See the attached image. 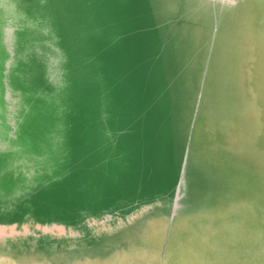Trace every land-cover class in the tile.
Masks as SVG:
<instances>
[{"label":"rangeland","instance_id":"rangeland-1","mask_svg":"<svg viewBox=\"0 0 264 264\" xmlns=\"http://www.w3.org/2000/svg\"><path fill=\"white\" fill-rule=\"evenodd\" d=\"M151 1L0 0V264H264V0Z\"/></svg>","mask_w":264,"mask_h":264},{"label":"bare ground","instance_id":"bare-ground-1","mask_svg":"<svg viewBox=\"0 0 264 264\" xmlns=\"http://www.w3.org/2000/svg\"><path fill=\"white\" fill-rule=\"evenodd\" d=\"M153 1H154V0H153ZM153 1H151V2H153ZM155 1H156V0H155ZM155 1H154V3H156L157 5H159V4H158L159 1H156V2H155ZM181 2H182V1H181ZM208 2H209V1H208ZM213 2H214V1H213ZM216 2H217V0H216ZM154 3H153V5H154ZM156 4H155V5H156ZM178 4H179V2H178ZM181 4H183V3H181ZM236 4H237V3H236ZM155 5H154V7H155ZM208 5H209V4H208ZM209 6H210V5H209ZM212 6H213V5H212ZM236 6H238V5H236ZM177 8H178V7H177ZM179 9H180V8H179ZM231 9H232V8H231ZM158 10H160V9H158ZM158 10H157V11H158ZM180 10H182V8H181ZM210 10H211V9H210ZM213 10H214V9H213ZM232 10H234V9H232ZM157 11H156V12H157ZM160 11H161V10H160ZM207 11H209V10H207ZM211 11H212V10H211ZM229 11H231V10H229ZM164 12H165V10L163 11V13H164ZM176 12H177V11H176ZM213 12H214V11H213ZM216 12H217V11H216ZM216 12H215V13H216ZM163 13L161 12V13H159V14H163ZM167 13H168V12H165V15H167ZM179 13H181V12H179ZM207 13H208V12H207ZM215 13H214V14H215ZM220 13H221V12H220ZM224 13H225V12H224ZM182 14H183V13H182ZM208 14H209V13H208ZM234 14H235V12H234ZM236 14H237V13H236ZM174 15H176V13H174ZM174 15H172V16H174ZM221 15H222V14H221ZM167 16H169V15H167ZM170 16H171V14H170ZM211 16H212V15H211ZM214 16H215V15H214ZM237 16H238V15H237ZM177 17H178V15H177ZM179 17H180V16H179ZM223 18H225V16H223ZM169 19H170V18H169ZM177 19H178V18H177ZM183 20H184V19H183ZM218 20H221V19H218ZM166 21H167V20H166ZM184 21H185V20H184ZM211 22H212V17H211ZM191 23H192V22H191ZM212 23H213V22H212ZM181 24H182V23H181ZM184 24H185V23H183V24L181 25V28L183 27ZM192 25H193V24H192ZM194 25H195V24H194ZM194 25H193V26H194ZM196 25H197V23H196ZM221 25H223V24H221ZM185 26H186V25H185ZM229 26H230V25H229ZM168 27H170V26H168ZM191 27H192V26H191ZM191 27H190V29L193 28V27H192V28H191ZM181 28H179V29H181ZM186 28H187V26H186ZM186 28H185V29H186ZM173 29H174V28H173ZM183 29H184V28H183ZM216 29H217V28H216ZM229 29H230V28H229ZM229 29H228V30H229ZM174 31H175V30H174ZM179 31H180V30H179ZM181 31H182V30H181ZM181 31H180V33H181ZM190 31H191V30H190ZM191 32H192V31H191ZM184 33H185V32H184ZM190 35H192V34H190ZM181 36H182V34H181ZM213 36H214V35H213ZM187 37H189V33H188V36H187ZM187 37H185V38H186V41H187V39H188V41H189L190 37H189V38H187ZM180 38H181V37H180ZM182 38H183V36H182ZM192 38H193V37H192ZM192 38H191V40L193 41ZM178 39H179V38H178ZM184 43H185V42H184ZM189 43H190V42H189ZM192 43H193V42H191V45H192ZM195 43H196V42H195ZM193 46H194V43H193ZM188 48H190V47H188ZM184 49L186 50V52L189 51L188 53L192 52V50H191L192 48L190 49L191 51H190L189 49H186V47H184ZM210 49H211V48H210ZM187 50H188V51H187ZM186 52H185V56H186ZM192 53H193V52H192ZM192 53H191V56H192ZM209 53H210V51H209ZM189 55H190V54H189ZM191 56H188V54H187V57H189L188 59H190ZM185 60H187V59L184 58V60H183V65H184V61H185ZM191 60H192V58L190 59V61H191ZM205 60H206V59H205ZM239 61H240V60H239ZM185 63L187 64L188 62L185 61ZM204 63H205V62H204ZM186 64H185V65H186ZM189 64H192V63H189ZM189 64H188V66H189V68H190V65H189ZM206 64H207V63H206ZM185 68H186V67H185ZM185 68H184V69H185ZM191 69H192V67H191ZM202 70H203V69H202ZM205 70H206V69H205ZM190 71H191V70H190ZM190 71H189V69H188V72H190ZM186 73H187V72H186ZM186 73H185V75H186ZM220 73H221V72H220ZM188 74H189V73H188ZM201 74H202V73H201ZM204 74H205V73H204ZM189 75H191V74H189ZM203 76H204V75H203ZM186 77H187V76H186ZM186 77H185V78H186ZM187 78H188V77H187ZM187 80H189V79L184 80V84H183V85H185V83H186ZM190 80H191V78H190ZM188 82H189V81H188ZM199 84H200V83H199ZM198 87H199V86H198ZM183 88L186 89V88H187V85H186V88H185V87H183ZM200 88H201V87H200ZM239 89H240V87H239ZM239 89H238V90H239ZM184 91H185V90H184ZM238 92H239V91H238ZM213 93H214V92H213ZM182 95L185 96V93L182 94ZM199 95H200V94H199ZM188 97H189V96H188ZM230 97H231V96H230ZM239 97H240V96H239ZM195 99H196V98H195ZM230 100H231V99H230ZM237 100H238V99H237ZM243 100H245V99H243ZM184 101H185V97L183 98L182 104H183ZM242 102H244V101H242ZM246 102H247V101H246ZM182 104H181V105H182ZM193 104H194V102H193ZM197 104H198V103H197ZM186 105H187V102H186ZM186 105H185V108L187 107ZM244 105H245V104H244ZM185 108H183V109L185 110ZM191 108H193V107H191ZM191 108H190V109H191ZM183 109H182V110H183ZM190 109H189V110H190ZM191 111H192V110H191ZM191 111H189V112L191 113ZM195 112H196V111H195ZM211 112L213 113L212 110H211ZM213 114L216 115L215 113H213ZM181 115H183L182 117H183L184 120H185L186 115H185V114H182V113H181ZM220 116H221V115H220ZM182 117H181V118H182ZM186 118H187V117H186ZM193 118H194V117H193ZM216 118H217V117H216ZM218 118H219V116H218ZM189 119H190V118H188V120H189ZM218 120H219V119H218ZM192 121H193V120H192ZM183 122H184V121H183ZM186 122H189V121H186ZM179 124L183 126V124H181V122H180ZM182 126H181V127H182ZM181 127H180V129H181ZM247 127H248V126H247ZM182 128H183V127H182ZM183 130H184V128H183ZM182 132H183V131H182ZM180 133H181V132H180ZM182 135H183V134H182ZM189 136H190V135H189ZM184 137H185V136H184ZM184 137H183V138H184ZM183 140L185 141V139H183ZM188 152H189V150H188ZM190 154H191V153H190ZM194 154H195V153H194ZM194 154H193V155H194ZM196 154H197V153H196ZM197 155H199V154H197ZM228 155H229V154H228ZM189 156H190V155H189ZM194 156H195V155H194ZM192 157H193V156H192ZM192 157H191V158H192ZM203 158H204V157H203ZM230 158L232 159L231 156H230ZM245 158H246V157H245ZM205 159H206V158H205ZM228 159H229V158H228ZM231 159H230V160H231ZM233 160H234V159H233ZM250 160H251V159H250ZM235 161H236V160H235ZM252 161H253V160H252ZM198 162H201V161H198ZM198 162H197V163H198ZM253 162H254V161H253ZM250 163H251V162H250ZM193 164H194V162H193ZM200 164H201V163H199V165H200ZM222 164H223V163H222ZM235 164H236V163H234V165H235ZM195 165H196V163H195ZM199 165H197V167H198ZM200 166L203 167V166H205V165H200ZM206 166H207V165H206ZM221 166H222V165H221ZM213 167H215V166H213ZM249 167H250V166H249ZM249 167H248V168H249ZM226 168H227V167H226ZM226 168H225V169H226ZM246 168H247V167H246ZM217 169H221V170H222V168H219V167H217ZM230 169H231V167H230ZM250 169H251V168H250ZM250 169H249V170H250ZM221 170H220V171H221ZM228 170H229V169H228ZM232 170H233V169H232ZM232 170H230V171H232ZM202 171H203V170H202ZM222 171H224V170H222ZM230 171L226 172V174H227V173H232V172H230ZM238 171H239V169L237 170V172H238ZM250 171H251V170H250ZM253 171H254V170H253ZM204 172H205V171H204ZM224 172H225V171H224ZM233 172H236V171L233 170ZM237 172H236V174H238ZM236 174H235V175H236ZM247 174H249V173H247ZM207 176H208V175H207ZM207 176H206V177H207ZM226 176H227V175H226ZM229 180H230V179H229ZM250 181H251V182H250ZM246 182H248V183H252V180H249V179H248ZM232 187H233V186L231 185V189H232ZM229 192H231V191H229ZM237 192H238V191H237ZM226 194L228 195L229 193H226ZM239 194H240V193H239ZM241 194H242V192H241ZM240 196H241V195H240ZM221 197H223V194H222ZM226 197H227V196H226ZM226 197H225V198H226ZM228 198H229V196H228ZM219 199H222V198H220V196H219ZM223 199H224V198H223ZM223 199H222V201H223ZM226 200H227V198L225 199V201H226ZM244 201H245V199H244ZM218 203H219V202H218ZM221 203H222V202L220 201V205H221ZM227 203H228V202H227ZM236 203H237V202H236ZM223 204H224V203H223ZM244 204H245V202H244ZM246 204H247V203H246ZM246 204H245V205H246ZM248 204H249V203H248ZM214 205H215V204H214ZM226 205H227V204H225V206H226ZM232 205L234 206V205H235V202L232 203ZM221 206H222V205H221ZM247 206H248V205H247ZM254 206H255V205H254ZM236 207H237V206H234V208H236ZM251 207H252V206H251ZM222 208H223V206H222ZM224 208H225V207H224ZM224 208H223V209H224ZM256 208H257V207H256ZM239 209H240V207H239ZM252 209H253V208H252ZM257 209L261 210L259 207H258ZM210 210H211V209H210ZM253 210H254V209H253ZM225 211H226V210H225ZM233 211H234V210H233ZM211 212H212V211H211ZM211 212H208L210 215H207V214H205V215H207V217H209V216L212 215ZM231 212H232V211H231ZM254 212H255V211H254ZM258 212H259V211H258ZM260 212H261V211H260ZM224 213H225V212H224ZM226 213H227V212H226ZM195 214H196V213H195ZM197 214H198V212H197ZM187 215H188V214H187ZM190 215H192V214H190ZM205 215H204V216H205ZM222 215H224V214H222ZM222 215H221V216H222ZM259 215H260V214H259ZM262 215H263V214H262ZM133 216H134V215H133ZM185 216H186V215H185ZM194 216H196V215H194ZM204 216H203V218H204ZM214 216H216V215H214ZM221 216H220V218H221ZM227 216H228V215H227ZM236 216H237V215H236ZM157 217H158V216H157ZM176 217H177V216H176ZM188 217H189V216H188ZM225 217H226V216H225ZM225 217H223V219H224ZM260 217H261V215H260ZM152 218H153V217H152ZM165 218H166V217H165ZM174 218H175V217H174ZM190 218H191V216L188 218V219H189V223H190V222H193V221H190ZM238 218H240V216H239V217L237 216V220H238ZM261 218H262V217H261ZM193 219H194V218H193ZM204 219H205V218H204ZM211 219H212V217H211ZM215 219H217V218H215ZM223 219H222V220H223ZM185 220H187V219H185ZM200 220H201V219H200ZM218 220H219V219H218ZM196 221L199 222V221H198V218H197ZM196 221H195V222H196ZM233 221L236 222L235 219H234ZM252 221H253V220H252ZM86 222H87V221H86ZM101 222H102V221H101ZM173 222H174V221H173ZM184 222H185V221H184ZM186 222H188V221H186ZM195 222H194V224H195ZM213 222H214V220H213ZM219 222H220V220H219ZM225 222H226V220H225ZM227 222H229V221H227ZM230 222H231V221H230ZM256 222H257V221H256ZM203 223H204V221H203ZM211 223H212V222H211ZM191 224H192V223H191ZM206 224H207V222H206ZM8 225H9V224H8ZM29 225H30V224H29ZM188 225H190V224H188ZM214 225L216 226V221H215V224H214ZM217 225H218V224H217ZM47 226H48V225H47ZM173 226H174V225H173ZM173 226H172V228H173ZM191 226H192V225H191ZM195 226H197V224H195ZM209 226L211 227V225H209ZM219 226H221V225H219ZM261 226H262V225H261ZM192 227H193V226H192ZM174 228H175V227H174ZM211 228H212V227H211ZM170 229H171V228H170ZM27 231H28V230H27ZM140 232H141V231H140ZM13 234H14V233H13ZM63 234H64V233H63ZM125 234H126V233H125ZM167 234H168V233H167ZM226 235H229V233L226 234ZM1 236H2V235H1ZM10 237H12V236H10ZM226 237H227V236H226ZM232 237H233V236H232ZM138 238H139V237H138ZM166 238H167V237H166ZM233 238H234V237H233ZM259 239H260V238H259ZM256 242H257V241H256ZM258 243H259V241H258ZM263 244H264V243H263ZM143 245H144V244H142V246H143ZM254 245H255V244H254ZM142 246H140V247H142ZM144 246H145V245H144ZM255 246H256V245H255ZM138 247H139V246H138ZM138 247H137V248H138ZM140 247H139V249H140ZM248 247H250V246H248ZM252 247H253V246H252ZM252 247H251V248H252ZM257 247H258V245H257ZM257 247H256V248H257ZM130 248H131V247H130ZM242 248H243V247H242ZM263 248H264V247H263ZM128 249H129V248H128ZM132 249H135V248L132 247ZM132 249H131V250H132ZM217 249H219V247H218ZM238 249H241V247H240V248L238 247ZM249 249H250V248H249ZM261 249H262V248H261V245H260L259 250L257 249L256 251H260ZM137 250H138V249H137ZM210 250H211V249H210ZM250 250H253V249H250ZM120 251H121V250H120ZM127 251H128V250H127ZM159 251H160V250H159ZM235 251H236V250H235ZM239 251H240V250H239ZM241 251H242V250H241ZM253 251H254V250H253ZM263 251H264V250H262V252H263ZM212 252H213V251H212ZM237 252H238V251H237ZM242 252H243V251H242ZM242 252H240V253H242ZM112 253H113V252H112ZM213 253H214V252H213ZM258 253H259V252H258ZM263 253H264V252H263ZM163 254H164V253H163ZM261 254H262V253H261ZM114 255H115V254H114ZM108 256H111V255H108ZM220 256H221V254H220ZM253 256H254V255H253ZM260 256H261V255H260ZM113 257H114V256H113ZM159 257H160V256H159ZM261 257H262V260H263V256H261ZM3 258H4V257H3ZM6 258H7V257H6ZM105 258H106V257H105ZM206 258H207V257H206ZM240 258H242V257H240ZM9 259H10V258H9ZM20 259H21V258H20ZM163 259H164V258H163ZM208 259H210V258L208 257ZM223 259H224V258H223ZM223 259H222V260H223ZM17 260H18V259H17ZM98 260H100V259H98ZM101 260H102V259H101ZM210 260H211V259H210ZM22 261H24V260H22ZM32 261H34V260H32ZM77 261H78V260H77ZM90 261H91V260H90ZM115 261H116V260H115ZM211 261H212V260H211ZM46 263H47V262H46ZM70 263H71V262H70ZM14 264H15V263H14ZM36 264H37V263H36ZM68 264H69V263H68ZM160 264H161V263H160Z\"/></svg>","mask_w":264,"mask_h":264}]
</instances>
